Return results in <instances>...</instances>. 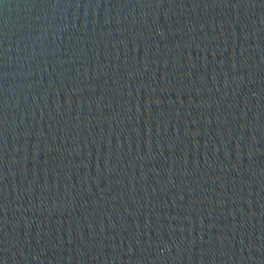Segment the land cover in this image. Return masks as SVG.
Returning a JSON list of instances; mask_svg holds the SVG:
<instances>
[{
	"label": "water",
	"instance_id": "1",
	"mask_svg": "<svg viewBox=\"0 0 264 264\" xmlns=\"http://www.w3.org/2000/svg\"><path fill=\"white\" fill-rule=\"evenodd\" d=\"M0 264H264V0H0Z\"/></svg>",
	"mask_w": 264,
	"mask_h": 264
}]
</instances>
